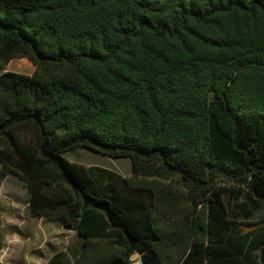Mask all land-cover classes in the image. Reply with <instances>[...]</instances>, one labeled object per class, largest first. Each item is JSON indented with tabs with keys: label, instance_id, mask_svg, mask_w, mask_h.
<instances>
[{
	"label": "trees",
	"instance_id": "trees-1",
	"mask_svg": "<svg viewBox=\"0 0 264 264\" xmlns=\"http://www.w3.org/2000/svg\"><path fill=\"white\" fill-rule=\"evenodd\" d=\"M14 58L33 72L0 73V174L74 233L48 264H264V218L228 210L264 202V0H0Z\"/></svg>",
	"mask_w": 264,
	"mask_h": 264
},
{
	"label": "rangeland",
	"instance_id": "rangeland-1",
	"mask_svg": "<svg viewBox=\"0 0 264 264\" xmlns=\"http://www.w3.org/2000/svg\"><path fill=\"white\" fill-rule=\"evenodd\" d=\"M30 75L33 67L26 58H14L2 72ZM65 157L83 165L110 169L121 176L131 174L127 158L112 159L86 149H76ZM27 190L23 181L11 173L0 174V264H48L51 256L68 247H74V233L64 227L57 217L34 219L26 210ZM244 204L245 207H240ZM247 215L244 214V209ZM230 215L240 222L243 231L258 227L264 218V202L253 205L246 196L230 201ZM133 256L132 260H135ZM134 262V261H133ZM137 264V262H136Z\"/></svg>",
	"mask_w": 264,
	"mask_h": 264
},
{
	"label": "water",
	"instance_id": "water-1",
	"mask_svg": "<svg viewBox=\"0 0 264 264\" xmlns=\"http://www.w3.org/2000/svg\"><path fill=\"white\" fill-rule=\"evenodd\" d=\"M141 257H142V260H143V264H150V263L151 264L152 263L156 264L155 260L150 258V257H148L147 255H142Z\"/></svg>",
	"mask_w": 264,
	"mask_h": 264
},
{
	"label": "built area",
	"instance_id": "built-area-1",
	"mask_svg": "<svg viewBox=\"0 0 264 264\" xmlns=\"http://www.w3.org/2000/svg\"><path fill=\"white\" fill-rule=\"evenodd\" d=\"M133 256H136L135 260H132L133 259ZM133 256L130 258L131 264H136V262L140 259V257L142 255H140V254H134Z\"/></svg>",
	"mask_w": 264,
	"mask_h": 264
},
{
	"label": "bare ground",
	"instance_id": "bare-ground-1",
	"mask_svg": "<svg viewBox=\"0 0 264 264\" xmlns=\"http://www.w3.org/2000/svg\"><path fill=\"white\" fill-rule=\"evenodd\" d=\"M137 264H143L142 257H140V259L137 261ZM150 264H151V263H150ZM152 264H155V263H152Z\"/></svg>",
	"mask_w": 264,
	"mask_h": 264
},
{
	"label": "crops",
	"instance_id": "crops-1",
	"mask_svg": "<svg viewBox=\"0 0 264 264\" xmlns=\"http://www.w3.org/2000/svg\"><path fill=\"white\" fill-rule=\"evenodd\" d=\"M34 219H36V218H34ZM39 220H45V219H39ZM70 247H68V248H65V249H69ZM65 249H63V250H65ZM62 251V250H61Z\"/></svg>",
	"mask_w": 264,
	"mask_h": 264
}]
</instances>
